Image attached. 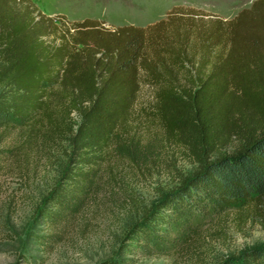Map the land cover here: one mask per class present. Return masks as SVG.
Here are the masks:
<instances>
[{"label":"trees","instance_id":"trees-1","mask_svg":"<svg viewBox=\"0 0 264 264\" xmlns=\"http://www.w3.org/2000/svg\"><path fill=\"white\" fill-rule=\"evenodd\" d=\"M212 16L176 5L146 26L107 27L101 19L47 15L33 0H0V124L31 123L55 94L69 102L67 115H80L68 139L80 178L53 190L49 221L83 207L93 171L82 166L135 141L124 132L142 81L154 90L164 131L188 137L200 162L166 195L163 212L132 228L143 255L176 252L213 216L264 201V0L231 19ZM235 139L232 154L204 156ZM221 264H264V248Z\"/></svg>","mask_w":264,"mask_h":264},{"label":"rangeland","instance_id":"rangeland-1","mask_svg":"<svg viewBox=\"0 0 264 264\" xmlns=\"http://www.w3.org/2000/svg\"><path fill=\"white\" fill-rule=\"evenodd\" d=\"M33 1L47 15L65 14L71 21L91 17L117 27L146 26L166 17L176 5L231 19L254 0ZM153 92L142 81L124 132L134 135L135 143L123 140L92 159L95 164L82 166L83 172L93 171L84 181L83 207L59 223L49 221L46 213L53 211V190L70 187V177L80 178L76 173L81 165L73 160L68 140L69 126L76 128L80 120L78 111L67 115L69 102L55 94L31 123L0 124V264H221L264 248L263 201L237 204L213 216L169 255L140 252L133 240L134 225L140 223L141 228L163 212L166 195L178 191L200 167L186 143L189 138L164 131ZM48 113L58 125L50 122ZM238 144L235 139L204 156L212 160L232 154Z\"/></svg>","mask_w":264,"mask_h":264}]
</instances>
